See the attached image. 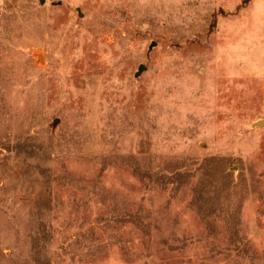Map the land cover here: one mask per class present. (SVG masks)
Here are the masks:
<instances>
[{"label": "rangeland", "instance_id": "rangeland-1", "mask_svg": "<svg viewBox=\"0 0 264 264\" xmlns=\"http://www.w3.org/2000/svg\"><path fill=\"white\" fill-rule=\"evenodd\" d=\"M0 0V264H264V0Z\"/></svg>", "mask_w": 264, "mask_h": 264}, {"label": "trees", "instance_id": "trees-1", "mask_svg": "<svg viewBox=\"0 0 264 264\" xmlns=\"http://www.w3.org/2000/svg\"><path fill=\"white\" fill-rule=\"evenodd\" d=\"M248 1H249V0H244L243 2H244V3H247Z\"/></svg>", "mask_w": 264, "mask_h": 264}]
</instances>
